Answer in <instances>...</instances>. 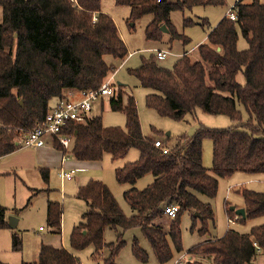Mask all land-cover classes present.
I'll return each mask as SVG.
<instances>
[{
  "label": "trees",
  "instance_id": "obj_1",
  "mask_svg": "<svg viewBox=\"0 0 264 264\" xmlns=\"http://www.w3.org/2000/svg\"><path fill=\"white\" fill-rule=\"evenodd\" d=\"M114 1L128 6L130 22L151 15L144 28L146 40L160 42L166 33L170 41L178 40L184 45L190 40L176 31L171 12L224 3ZM0 10L1 158L19 149L23 132L34 128L51 110V99L64 98L69 91L78 94L97 89L115 70L113 63L122 62L128 52L112 17L102 12L101 0H0ZM235 13V20L224 15L207 34L206 41L196 47L198 60L192 61L185 51L171 68H166L153 53L141 57L137 67L127 69L141 86L151 90L145 96V106L160 116L184 120L199 108L208 114L226 116L233 124L226 128L200 124L192 135L178 136L172 147L162 142L161 147H156L154 139L142 134L133 95L119 83L109 96V107L124 114V128L105 126L101 116L90 115L82 122L68 121L60 134L70 136L65 153L78 161H99L105 153L120 159L131 148L138 150L136 160L114 171L118 183L131 186L123 192L131 215L124 214L102 181L90 179L76 193L85 202L86 210L69 234L70 249L41 245L37 260L21 264H81L76 252L88 246L93 247L91 255L96 260L104 248H109L104 263L115 264L125 242L120 234L116 243H104L106 228H119L122 232L139 228L157 262L165 263L172 258L173 251L182 252L179 218L184 210L197 213L192 215V221H200L199 235L208 233L214 213L210 203L202 202L199 196L215 197L218 178L236 172L264 174V0L240 1ZM192 23L183 18L184 26ZM237 30L247 43L244 50L237 49ZM106 57L112 61L108 62ZM239 72L244 84L236 79ZM237 105L246 112V119ZM206 138L212 142L209 169L202 163V142ZM52 145L61 150L57 140L53 139ZM40 170L47 181L48 170ZM148 174L153 179L146 187H134L138 179ZM238 192L244 201L245 217L237 216L236 221L264 217V189L243 188ZM169 206H175L177 213L166 233L154 222ZM229 207L226 202L225 213L233 218L236 214ZM6 211L0 205V229L9 228ZM17 213L16 210L14 215ZM61 218L60 203L48 201L46 219L52 233H60ZM253 243L260 248L259 252H264V222L248 232L228 228L220 237L195 244L187 254L207 256L214 264H258L255 257L259 252ZM21 245L20 234L12 229L11 249L19 251ZM132 253L138 261H147L148 255L136 238ZM183 264L203 262L188 258Z\"/></svg>",
  "mask_w": 264,
  "mask_h": 264
},
{
  "label": "rangeland",
  "instance_id": "obj_2",
  "mask_svg": "<svg viewBox=\"0 0 264 264\" xmlns=\"http://www.w3.org/2000/svg\"><path fill=\"white\" fill-rule=\"evenodd\" d=\"M167 1L173 2L175 0ZM223 2V4L219 5L194 6L190 10L186 9L183 12H171L170 20L176 31L182 33L190 40L189 43L184 45L178 40L170 41V37L166 33L163 34L160 42L146 40L144 28L152 19L151 15H146L135 22H130L128 20V6L117 5L114 0H101L102 12L112 17L120 37L126 45L127 52L130 54L122 62L116 61L113 63L115 71L112 75V83L116 86L118 83L123 84L125 91L133 95L142 134L148 138L155 139V141L157 139L160 140L168 148L175 144L178 136L192 135L200 124L209 128H226L233 123L226 116L208 114L199 108L195 110L194 115L187 114L184 120H174L160 116L155 110L145 106V96L151 90L141 86L135 77L128 74L127 69L137 67L140 64L141 57L152 55L153 49L157 47H163L169 52L163 60L158 61L161 66L166 68L172 67L178 58V54L182 51H188L192 61L198 60L197 50L193 47L205 42L207 34L226 14L227 9L232 7L234 0H224ZM183 18H188L193 23L184 26ZM133 25L134 27H132ZM237 32V49L244 50L247 47V43L239 30ZM106 60L108 62L112 61L110 57H106ZM236 79L240 84H244V77L241 72L238 73ZM54 103L55 98L50 100L49 105L52 106ZM95 107L92 116H101L102 123L105 126L125 127L124 114L121 111L110 110L109 97H103L102 107ZM237 107L242 112L243 118L246 119V112L240 105H237ZM46 145L51 146V142L47 141ZM202 149V163L205 168L209 169L212 161V142L210 139L206 138L203 140ZM34 151L29 148H20L0 158V205L7 209L6 217L14 216L18 220L15 231L20 234L22 244L19 251H12L10 249L9 230L0 229L6 235L4 237L0 234V261L8 264H21L22 260L35 261L38 258L37 251L41 242L45 245L63 247L69 250V234L73 226L81 220V215L86 210L85 202L76 197L77 187L85 185L90 179L102 181L109 188L124 214L127 216L131 215V209L123 199V192L131 186L118 183L115 179L114 171L116 168L123 166L124 163L136 160L139 155L137 149L131 148L120 159H112L109 154L105 153L101 160L89 164L80 172H76V178L72 180H63L60 177L62 170L60 167L47 169V181L41 175L40 169L43 167L40 163L35 162L36 154L33 155ZM66 156L71 161H76L69 153ZM152 179V175H145L138 179L134 187L141 190ZM229 187L231 189L228 191ZM243 188L263 191L264 174L236 172L230 177L218 178V190L215 197L199 196L202 202L210 203L214 213L212 223L208 224V233L202 236L199 235L197 230L201 226L200 221L197 219L193 224L192 215L194 212L190 209L184 210L179 218L182 252L176 253L173 251L172 258L162 264H177L175 262L180 255L184 256L180 259L181 264L188 258L203 262V264H214L207 256L187 254L188 249L208 238L222 236L228 228L240 232H248L252 226L263 223L264 217L248 219L243 223L236 220L234 223H228L225 214V203L227 202L228 206L243 207L244 201L238 192ZM48 201H57L61 205V233H52L47 224L46 206ZM176 206L178 205L176 204ZM16 210L18 213L14 215ZM157 224L160 225L164 232H168L170 223L167 219L164 222L159 220ZM120 234L125 244L115 257V264H160L154 257L149 242L143 237L139 228H132L125 232H122L119 228H106L103 234L104 243H116L117 236ZM134 238L138 240L139 246L146 251L148 255L146 262H140L133 256L132 242ZM92 252L93 247L88 246L83 250L77 251L76 256L81 264H105L104 259L108 258L110 249L104 248L98 260L92 257ZM255 258L258 264H263L264 252H259Z\"/></svg>",
  "mask_w": 264,
  "mask_h": 264
},
{
  "label": "built area",
  "instance_id": "obj_3",
  "mask_svg": "<svg viewBox=\"0 0 264 264\" xmlns=\"http://www.w3.org/2000/svg\"><path fill=\"white\" fill-rule=\"evenodd\" d=\"M73 3H76V0H71ZM159 1V0H157ZM240 1H249V0H234V3L231 8L227 9L225 16L230 20L236 19V5ZM157 60H163L168 54V50L155 49L153 51ZM130 56V54H128ZM115 71V70H114ZM114 71L103 81V83L95 90L83 91L78 93L79 98H74L73 93L69 91L66 94V97L57 99L56 105L51 108V110L45 115L44 119L35 124V127L23 132L20 141L19 148L26 147H40L45 143L47 137L52 140L55 139L58 141L61 146L62 159H67L65 150L68 148L70 143V136H65L60 134L61 129L68 121L82 122L85 121L87 116L92 115V106L103 97H109L113 94L116 85L112 83V75ZM154 145L156 147H161L162 143L160 140H154ZM163 151L166 152L167 149L163 148ZM75 170H61L60 177L62 179H71L74 175ZM231 188H228V191ZM227 191V192H228ZM177 208L175 206H169L164 208V214L173 219L176 216ZM237 216L233 218H227L228 223H233L236 220ZM256 250L259 252L260 248L253 243ZM183 255H180L175 263L181 264V258ZM183 264V263H182Z\"/></svg>",
  "mask_w": 264,
  "mask_h": 264
},
{
  "label": "crops",
  "instance_id": "obj_4",
  "mask_svg": "<svg viewBox=\"0 0 264 264\" xmlns=\"http://www.w3.org/2000/svg\"><path fill=\"white\" fill-rule=\"evenodd\" d=\"M205 41H206V39H205ZM197 47V45H195L193 48H196ZM192 48V49H193ZM155 49H163V50H166V49H164L163 47H157V48H155ZM155 49H153V50H155ZM185 51H182L181 53H179L178 54V56H180L182 53H184ZM187 54H188V51L186 52ZM73 97L74 98H79V95H77V94H75V95H73ZM56 102H57V99H55V103L54 104H52V107H54L55 105H56ZM102 104H103V99H99L93 106H92V111H91V113H93V110H94V107H95V105H96V107L97 106H99V107H102ZM95 107V108H96ZM155 140V139H154ZM158 140V139H157ZM47 141H50L51 142V146L49 145H46V142ZM52 139L51 138H49V137H47L46 139H45V143H44V145L43 146H40V147H26V148H29V149H33V150H35L34 151V153H33V155H35L36 154V157H35V162H37V163H40L41 164V166L43 167V168H46V169H51V168H53V169H55V168H58V167H60V169H63V170H65V171H69V170H75V173H74V175L72 176V178L71 179H63V180H72V179H74V178H76L75 177V174H76V172H80L81 170H83V169H85L84 167H87L89 164H93V163H96V161H94V162H88V161H78V160H76V161H71V159H69V158H67V159H62V156H63V154H62V151L61 150H59V149H56V148H54V146L52 145ZM20 149V148H19ZM148 183H150V182H148ZM83 186V185H82ZM80 186H78L77 188H79ZM86 205V204H85ZM47 207V206H46ZM238 208V207H237ZM226 214V213H225ZM226 217L228 218V216H227V214H226ZM7 219H8V217H7ZM165 219H167L168 220V222L170 223L171 222V220L172 219H170V218H168L165 214L161 217V218H159V219H157V220H155V222H154V224H156V225H159V224H157L158 222H159V220H161V222H164L165 221ZM234 223V222H233ZM17 224H18V220H17ZM160 226V225H159ZM16 227H17V225H16ZM15 227V228H16ZM15 228H14V230H15ZM40 228V227H39ZM8 230H9V242H10V244H11V236H12V229H10V228H8ZM0 232H2V231H0ZM61 233V232H60ZM0 234H2V236H6L5 235V233H0ZM214 237H220V236H214ZM41 245H45V244H42V242H41V244H40V246L39 247H41ZM11 249V248H10ZM40 249V248H39ZM12 250V249H11ZM13 251V250H12ZM16 252V251H15ZM38 253H39V250L37 251V257H38ZM22 261H26V260H22ZM4 262V261H3ZM7 263V262H6Z\"/></svg>",
  "mask_w": 264,
  "mask_h": 264
},
{
  "label": "water",
  "instance_id": "obj_5",
  "mask_svg": "<svg viewBox=\"0 0 264 264\" xmlns=\"http://www.w3.org/2000/svg\"><path fill=\"white\" fill-rule=\"evenodd\" d=\"M161 30L163 32H167V29L165 28V26H161ZM217 50H219V48H217ZM119 85V83L117 84ZM22 103V101H20V104ZM229 209L231 211H234V213L236 214V216H240V217H245V212H244V208L240 207V208H236L235 206H230ZM194 216H197V213H194ZM17 225V219L14 216H9L8 217V227L10 229H14Z\"/></svg>",
  "mask_w": 264,
  "mask_h": 264
}]
</instances>
